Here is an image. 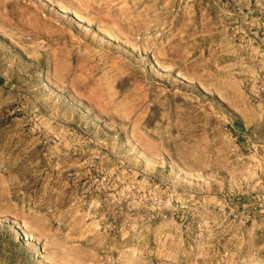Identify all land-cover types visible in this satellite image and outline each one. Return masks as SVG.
<instances>
[{
	"label": "rangeland",
	"instance_id": "obj_1",
	"mask_svg": "<svg viewBox=\"0 0 264 264\" xmlns=\"http://www.w3.org/2000/svg\"><path fill=\"white\" fill-rule=\"evenodd\" d=\"M0 264H264V0H0Z\"/></svg>",
	"mask_w": 264,
	"mask_h": 264
}]
</instances>
